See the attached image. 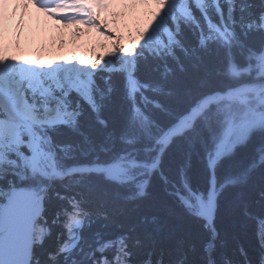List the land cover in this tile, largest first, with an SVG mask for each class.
<instances>
[{"label": "trees", "instance_id": "obj_1", "mask_svg": "<svg viewBox=\"0 0 264 264\" xmlns=\"http://www.w3.org/2000/svg\"><path fill=\"white\" fill-rule=\"evenodd\" d=\"M262 3L264 0H234L235 11L230 14L225 0H219L220 9L212 0H203L200 7L195 0H185L167 13V24L158 31L156 49L149 48L148 41L135 48L131 69L135 68L132 75L141 86L135 93V106L150 122H155L154 135L158 128L172 125L200 96L225 91L242 82L227 73L229 60L232 57L243 66L249 49L264 48V30L256 26ZM242 4H251L252 8L246 7L242 12ZM250 21H255L252 28L248 27ZM165 64L172 69L167 80L161 77ZM119 66L117 57L110 63H96L89 93L98 111L93 110L80 89L60 87L53 77L44 76V82L34 77L32 85L26 87L25 95L39 115L55 104L62 112L80 113L76 130L70 124L42 126V135L50 136L56 146L55 159L60 171L91 164L97 155L102 160L112 159L132 147L140 149L136 157L139 160L150 162L155 155L143 151L153 143L146 136L141 135L134 146L119 140L128 132L134 116L129 72ZM145 84L147 88L142 87ZM157 87L163 90L154 91ZM43 89L46 93L41 96ZM169 91L173 95H167ZM142 97L157 101L160 107ZM100 119L106 121V128L98 123ZM109 132L116 137V147L105 154L100 149L108 146L105 136ZM194 136V145L189 148L188 141ZM213 147L207 133L203 143L195 131L176 138L161 158L160 170L152 174L144 196H136L137 179L119 184L79 173L64 178L35 175L24 181L9 176L18 190H28L35 184L45 190L39 222L48 232L34 244L32 264H99L102 257L113 264H264V247L260 244L264 228V161L260 159L264 156V135L253 134L216 164L215 189L219 191L213 222L215 235L196 208H186L176 195H169L177 190L187 195L180 170L185 168L190 152L191 166L185 168L184 178L196 194L208 201L212 172L206 153ZM160 172L167 177V184ZM0 187H8L7 179L0 181ZM129 196L136 198L128 199ZM189 199L195 202L193 197ZM76 200L83 201L91 210L83 223L72 230L66 224V214ZM152 217L157 218L156 223L151 222ZM72 233L75 244L64 248ZM109 242L110 247L99 251Z\"/></svg>", "mask_w": 264, "mask_h": 264}, {"label": "snow or ice", "instance_id": "obj_2", "mask_svg": "<svg viewBox=\"0 0 264 264\" xmlns=\"http://www.w3.org/2000/svg\"><path fill=\"white\" fill-rule=\"evenodd\" d=\"M9 4L8 15H16V7L22 0H7ZM185 0H171L175 6H180ZM198 4H202L203 0H196ZM217 2V0H214ZM229 6L228 11L231 14L235 11L234 0H225ZM252 8L251 4L240 6L243 12L245 8ZM262 11L256 20V26L264 30V3L261 4ZM251 14V13H250ZM243 19V17H241ZM255 21H250L249 28L253 27ZM234 38V32L230 33ZM230 42V41H229ZM205 41L202 39L201 44ZM129 53L132 49H127ZM231 56V53L229 54ZM135 68L129 72V96L133 100V121L129 125L127 133L122 134L119 140L122 144L134 146L139 143L141 135L152 139L151 147H144L145 153H155L151 161L139 160L137 155L140 149L132 147L129 151H121L112 159L102 160L99 155L93 158L91 164L73 166L67 169V174L79 173L81 175H95L102 177L104 180L112 181L119 184L128 183L136 178V176L145 177L136 184L138 192L136 196H144L148 187L149 180L154 172L160 170L161 158L168 150L170 145L176 138L185 137L189 131H195L196 136L201 137L203 143V135L207 133L214 144L213 150L206 153L207 165L212 172L211 188L207 203L200 194L193 193L187 180L184 178L185 168L191 166V153L186 162L185 168H181L180 175L182 186L187 195L181 194L179 190L169 195H176L186 208L192 209L198 206V215L214 213L215 210V167L217 162L226 154L235 150L238 144L246 142L253 134L264 135V48L260 50L249 49L246 56V63L241 67L234 61L230 62V76L237 83L234 87H229L223 92H212L200 96L191 105L187 112L179 116L176 122L167 128L159 129L158 134H153L152 127L155 122L149 121V118L143 114L142 110L135 106V93L140 90V85L133 78ZM181 71L183 66L181 65ZM172 69L165 64L161 77L167 80L171 75ZM8 83V77L0 73V181L7 179L8 187H0V264H32L31 255L28 259L20 261L15 256L14 235L16 231L19 215L22 211V200L17 197L18 190L15 182L8 177H17L20 181L34 177L35 175H47V170L51 171L63 178L64 172L58 170L55 166L56 146L52 143L50 136L42 135L44 131L43 125L49 128L58 124H70L76 130V117L79 112L65 111L61 112L57 106L54 115L51 108H46L44 118L34 111V106L30 105L22 93H20L19 85L15 88L9 87L8 92L13 98L12 108L10 109L4 102L3 91ZM203 87V82L201 84ZM142 87L147 88L148 85ZM161 87H157L154 91H162ZM34 94V93H33ZM192 95L191 91L187 93ZM69 95V93H65ZM167 95H173L171 91ZM103 94H101V98ZM142 99H147L142 97ZM23 100V104L20 101ZM87 101L94 111H98L94 97L89 93ZM160 107V105H156ZM19 117V119H17ZM68 118H71L70 120ZM98 123L107 127L106 121L98 120ZM199 125V128H197ZM8 130L7 133L5 130ZM83 135V133H81ZM85 142L88 138L85 136ZM195 136L189 139V148L194 145ZM105 143L108 146H102L101 152L108 154L116 147V137L114 133L109 132L105 136ZM63 150V149H62ZM264 161V156H261ZM143 169L144 171H137ZM160 178L165 184L168 183L167 177L160 172ZM79 182V181H77ZM235 182V181H233ZM221 188L224 185L220 186ZM136 196H129L128 199H135ZM193 197L196 204H193ZM157 218L152 217L151 222L156 223ZM264 223V222H262ZM260 244L264 247V228L260 233ZM111 242L100 248L103 252L104 248L110 247ZM9 254V259H5V253ZM102 264H107L106 258L102 257Z\"/></svg>", "mask_w": 264, "mask_h": 264}, {"label": "rangeland", "instance_id": "obj_3", "mask_svg": "<svg viewBox=\"0 0 264 264\" xmlns=\"http://www.w3.org/2000/svg\"><path fill=\"white\" fill-rule=\"evenodd\" d=\"M212 1L214 2V0ZM99 2H102L100 6L102 9L101 15H104V17L99 19L105 23V26L97 29L96 36L90 42H88L87 35L85 34L76 35L72 39V42L68 43V35L62 33L63 31L56 34L52 40L46 38L47 34L51 32L48 28L43 32L42 30H36L32 34L28 30L22 29L16 41L19 48H9L10 51H2L6 58L11 59L10 65L7 68V74H4L8 77V83L6 85H11L12 88L17 86L13 81L16 76L15 73L21 61L27 58V56L23 55L21 49L26 50L28 48L33 57L35 67L33 71H44L47 75L52 76L54 83H59L60 87L66 85L69 88H78L85 97H88L89 87H91L90 77L96 72V63H110L114 57H117L120 63L119 67L130 72L131 66L133 65L135 48L148 41V47L156 49L157 45H155V41L158 36V31L161 28H165L167 24V13L173 9L171 7L173 5L171 0H99ZM202 4H198V6L200 7ZM214 4L220 9L219 0L214 2ZM1 26L2 24H0V46L8 45L11 47V44H8L9 41L3 39L4 35L3 32L1 33ZM84 41L85 43L80 45ZM127 49H132V52L129 53L126 51ZM12 57L15 60L12 61ZM231 61H234L232 57L229 60L227 69L229 75ZM236 64L242 67V65ZM81 80L84 81L81 83ZM19 90L24 96L25 92L21 85H19ZM215 92L223 91L219 90ZM39 94L43 96L42 91ZM24 99H26L25 96ZM26 100L28 101V99ZM147 100L154 105H160V103L150 98H147ZM20 104H23V100L20 101ZM7 106L11 109V106ZM57 106L55 104L46 107L53 110L50 115L55 114ZM59 109L61 111L60 107ZM33 110L38 113L35 108ZM45 111L40 115L42 119L44 118ZM181 115L183 114H179L177 118ZM5 131L7 133L8 130L6 129ZM37 175L43 176L42 174ZM144 178L143 176H136L134 180L137 179L135 182L139 183ZM34 186L31 185L30 189L18 192L17 197L22 202H25V198L32 195H39L42 189L40 190L38 188L42 186H37L36 184ZM193 204L195 205L196 201ZM35 205L36 200H33L30 204L22 203V211L19 215L14 235V258L20 261L27 260L29 254L32 259L31 249L42 236L40 228L35 223L36 215L33 212ZM194 208L199 210L198 206ZM9 258V254L6 252L5 259Z\"/></svg>", "mask_w": 264, "mask_h": 264}, {"label": "bare ground", "instance_id": "obj_4", "mask_svg": "<svg viewBox=\"0 0 264 264\" xmlns=\"http://www.w3.org/2000/svg\"><path fill=\"white\" fill-rule=\"evenodd\" d=\"M57 0H44V2L46 4H49L51 2H55ZM73 7L75 8L74 10L76 11L77 14V18L78 20H80L79 24H65L63 26H56L54 24L51 25V34L49 35V38L53 40V37L59 33V31H65L68 35V43L72 42V39L76 36V35H80V34H86L88 36V42H90L91 40L94 39V37L96 36L97 33V29L100 27L105 26V23L98 19L97 24L94 22V17H95V12L98 10V12L100 13L101 9H99L100 5L96 4V0L92 1V0H69ZM22 3H24L22 1ZM8 5L7 8H9V4L7 2V0H0V11L2 10L3 5ZM86 10V11H85ZM73 11V12H75ZM33 12H35V10L30 7L29 5L24 3V7H23V14H25L24 16H32L31 13L33 14ZM72 13V12H71ZM49 13H46L45 15H48ZM62 17H66V14L60 13ZM72 15V14H70ZM69 15V16H70ZM3 19L5 20L7 17L6 15H2ZM102 18L104 17V15H100L98 14V18ZM106 20V19H105ZM30 21L33 22V20L30 18ZM68 21V20H67ZM27 22V19H24V23ZM23 27V26H22ZM47 24H44L41 26V30L44 31V29H47ZM28 31H31V28H27ZM15 37V35L13 36ZM85 43V41L83 43H81L80 45H83ZM6 50V48H5ZM14 60V59H13ZM12 60V61H13ZM11 62V59L6 58L3 55V52L0 51V73L3 74H7V67L9 66ZM11 87L9 85H6V87L4 88V94L7 95L6 99L9 100L10 103L13 104V98L10 96L9 92H8V88ZM48 174V172H47ZM208 216H210V213H208ZM41 240H39L38 242H40ZM36 242V243H38ZM32 251V249H31Z\"/></svg>", "mask_w": 264, "mask_h": 264}, {"label": "water", "instance_id": "obj_5", "mask_svg": "<svg viewBox=\"0 0 264 264\" xmlns=\"http://www.w3.org/2000/svg\"><path fill=\"white\" fill-rule=\"evenodd\" d=\"M216 202V201H215ZM44 208V201H43V197H40L39 199V203L37 205V210L41 213L43 211ZM213 217V215H212Z\"/></svg>", "mask_w": 264, "mask_h": 264}]
</instances>
